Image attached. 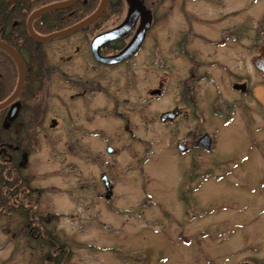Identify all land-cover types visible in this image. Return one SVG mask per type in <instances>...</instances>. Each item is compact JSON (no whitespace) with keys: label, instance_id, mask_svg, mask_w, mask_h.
<instances>
[{"label":"rangeland","instance_id":"374dc122","mask_svg":"<svg viewBox=\"0 0 264 264\" xmlns=\"http://www.w3.org/2000/svg\"><path fill=\"white\" fill-rule=\"evenodd\" d=\"M78 2L77 8L84 3ZM144 2L154 13L153 34L161 39L166 6L163 0ZM178 2L182 8L205 5ZM172 9L166 22H184L177 6ZM123 12L102 27H94L96 20L83 28L87 32L35 41L32 61L22 49L28 63L41 67L34 75H40L35 97H41L43 113L28 185L13 181L16 173L7 168L15 184L6 185V194L14 196L15 209H0V264H44L50 256L61 264H264V76L251 64L254 52L234 50L228 70L211 66L207 55L194 74L179 56L157 59L163 55L160 41L147 51L152 59L146 67L100 68L91 62L90 42L101 28L118 24ZM61 23L45 19L41 27ZM233 79L246 81L250 91L234 90ZM192 98L198 109L190 111L197 116L161 120L165 110L186 107ZM126 124L133 134L124 131ZM95 129L101 132H90ZM205 132L213 137L211 152L196 146ZM185 140L188 153L178 147ZM104 174L113 185L110 200L104 199ZM82 179L90 188L79 191ZM30 185L41 190V216L30 217L16 204L18 190L27 192ZM36 225L46 238L36 239ZM49 238L63 250L50 247Z\"/></svg>","mask_w":264,"mask_h":264},{"label":"flooded vegetation","instance_id":"af4514ba","mask_svg":"<svg viewBox=\"0 0 264 264\" xmlns=\"http://www.w3.org/2000/svg\"><path fill=\"white\" fill-rule=\"evenodd\" d=\"M81 1L82 0H80L78 4ZM178 1H184V0H163V4L166 7L163 18L164 23L162 22L163 35L161 39H159L157 35L153 34V30L155 29L154 13L151 10L153 15L152 24L150 28L146 30L144 39L142 40L140 46L131 56L115 63H107L104 60L102 59L100 60L94 56L90 42L89 47L91 49V55L94 57V59L92 58L91 61V59L89 58V60L95 63L96 65L100 66V68L102 67L109 69H117L119 67H125L127 69H131V68L136 69L139 64L141 66L146 67V64H148L149 60L152 59V56L147 55L148 54L147 51L149 49L153 50V48L158 46L161 41L162 44L161 50L163 52V55L157 56L156 58L161 59V61L164 58L166 61H168L171 58V56L173 57L179 56L178 58H182L183 61L187 62V64L189 65V67L191 68L194 74L196 69L200 70L202 64L207 62V55L210 58L209 64L211 66L215 68L217 66H220L221 68L228 70V68L230 67V65H228L229 58L232 56L234 50L238 51L240 49L244 53L245 52L249 53L250 51L254 52L251 57V64L253 68L257 72H259L258 74L264 76V72H262L255 64V60L259 56H261L262 53H264V6L258 5L261 1L264 0H252L250 5L242 8L238 3L239 2L247 3L248 0H226L227 2L226 4H222L220 0H200L205 2L203 9L197 7L186 8L185 6L182 8ZM187 1L188 0H186V2ZM233 3H236L237 5L232 6ZM255 4H257L258 7L257 5L254 7ZM174 5L177 6L176 11L179 12V15H181L183 19L185 18L184 22H181L179 25L176 26L168 24L165 20V18L168 17L169 12H173L171 10H173L172 8ZM76 6L77 4L73 5L72 7H76ZM127 7H128L127 2L125 0V8H124L126 9L125 17L127 15ZM181 8L183 13L180 12ZM72 12L66 13L64 14V16H69ZM240 14L243 15L240 16ZM233 16H234L233 21L226 22L231 20ZM124 18L118 24H115L109 28L106 29L101 28V33L115 28L124 20ZM189 20H192V22H190ZM143 23L144 20L142 18H139L133 29L127 35L105 43L100 50L101 56L106 57L110 55H115L123 51L127 47V45L131 42V40L141 30ZM19 24H21V22L15 21V24L12 26V28L14 29V33H16L15 29H17V25ZM104 24L105 22L101 20V27L104 26ZM64 28L65 27H62L56 30H61ZM173 28H176L177 31L174 32ZM243 30H245V32ZM80 31L87 32L84 29ZM239 32L241 33V35ZM16 35H19V33H16ZM19 52L23 56V59L26 64V76H27V68H29V70H35V71H37L35 67L41 68L40 64L37 66L35 65L34 67L33 66L27 67V64L29 62L27 56L25 55L23 50H20ZM209 54H214V57L217 56L220 57V60H212ZM163 63H165L164 60ZM56 70H58V68H56ZM39 78L40 75L38 72V77L34 75V80L30 90L27 93H23L25 88L24 85V88L21 91L20 95L13 102L9 103L4 109H2L4 111V117L2 120V126L4 128L3 129L4 132L2 131L3 139L0 142V151H2L6 155L7 161L5 162V164L10 165L9 167L11 168V170L15 171L16 176L19 178L20 185L26 183V181L27 182L30 181L29 177L26 175V170L28 165H30L31 163V154L33 149L35 148V150H37L39 148L36 146V143H38L36 136L40 131V123L42 120V113H43L41 97L40 99L35 97L39 94L40 91V89H37V85H36L40 81ZM231 81H233L232 86L234 90L241 91L243 94H246L250 91V88L246 81H242V80L237 81L234 79ZM16 85L14 89L11 91V93L5 98V100L9 98V96H11V94L14 92ZM90 88L91 87L89 85L85 87L86 90H89ZM85 92H86L85 90L78 92L77 95L80 93L84 94ZM151 93L159 94L161 93V89H152ZM195 109H198L197 102L196 99L192 98L191 103L186 104V107H184L183 105H178L176 106V108H169L165 110L162 113V114H166L165 115L166 118L163 122L165 123L175 122L181 119H189L193 116L195 117L198 114L191 113L190 111V110L194 111ZM10 113L13 114L11 119L9 118ZM57 122H58V117H53L51 124L52 127H57ZM94 131L101 132L100 129H95L92 131L90 130V132H94ZM124 131L129 135L130 132L132 134L134 133V131L130 129V126L128 124L124 126ZM90 132H88L87 135H89ZM204 134H209V133L205 132ZM202 136H200V138H198V140L195 141L196 146L198 148H203L207 152H211V150L213 149L212 148L213 137L210 135L212 145H211V149L207 150L200 143V139ZM189 144L190 141L185 140L182 145H184L187 149L185 151H181V150L180 151L182 153H188L192 149ZM109 149H112V147L110 146ZM25 179L27 180L25 181ZM102 179L106 187V193L104 194V199L110 200L111 198H113L112 196L113 185L106 174L102 175ZM79 187H80L79 191H83L88 187L90 188V185L87 183L86 179H82V181L79 183ZM11 190L12 189H10V191ZM37 190L38 188L34 186L32 187L30 185L29 190L27 192H24L28 194V196L22 193V191L20 190H18L20 194L15 196V200L24 201L25 209H22V211L25 212L26 215L29 214L30 217L31 216L37 217L38 215L41 216L40 214L41 190L40 189L39 191ZM32 191H34V193H32ZM99 193H100L99 197L101 198V189ZM8 194L7 195L9 199L14 197L13 195H11L12 193H8ZM27 202H30V204L26 205ZM32 205H33V210H32ZM4 213H9V212L5 210ZM38 228L39 226L36 225V233L37 231H39ZM34 229L35 228H32L31 231H34ZM43 237L46 238L44 232L39 231V233H37L36 239L38 238L40 239ZM47 241L50 247L57 248L60 246L58 244V241H55L52 238H49V240ZM59 248L60 250H63L61 246ZM66 255L67 256L64 259V262L67 263L69 251L66 252ZM44 264H61V263L58 262V258L56 259L50 256L49 260L45 261Z\"/></svg>","mask_w":264,"mask_h":264},{"label":"trees","instance_id":"16d2710c","mask_svg":"<svg viewBox=\"0 0 264 264\" xmlns=\"http://www.w3.org/2000/svg\"><path fill=\"white\" fill-rule=\"evenodd\" d=\"M56 1L61 0H0V39H3L8 43L14 45L19 51L22 49L27 50L30 53V60L32 61V59H35V55L37 54L34 48L39 45L30 37L26 29L27 18L36 7ZM80 3H83L81 7L78 6V8L72 7L69 9H63L52 12L51 14H47L44 17H40L34 22L35 29L40 33L46 34L51 33L56 29L67 27L75 22L77 23L97 8L99 0H82ZM124 8L125 0H110V3L102 16L94 23V27L101 25V20L105 21L108 20L111 16L122 15ZM69 12L72 13L69 16H64V14ZM45 19H50L51 21H60L62 23L57 27L42 28L41 26L43 25H41V21H44ZM15 21L21 22V24L17 25V29H15V32L19 33V35H16V33H14V29L12 28V26L15 24ZM35 65L36 62L33 61L31 63H28L27 67H34ZM16 79L17 69L12 57L8 55L6 51L0 48V102L5 100V98L14 89ZM33 80L34 70H29V68H27L26 84L23 93H27L30 90ZM3 117L4 111L0 110V142L3 139ZM6 161V155L2 151H0V209L3 208L5 210L12 211L13 209H15V205L13 206V204L10 202L11 200L6 194V185L11 181L9 170L7 172V168L9 167V165L5 164ZM12 178L14 179L13 181H17L19 179L17 176H15V178ZM13 181L11 182L15 184V182ZM22 185H28V183L26 182ZM15 193H17V191ZM32 193H34V191H32ZM24 194L28 196V194ZM16 204L20 207L21 210L25 209L23 200Z\"/></svg>","mask_w":264,"mask_h":264},{"label":"water","instance_id":"95a60500","mask_svg":"<svg viewBox=\"0 0 264 264\" xmlns=\"http://www.w3.org/2000/svg\"><path fill=\"white\" fill-rule=\"evenodd\" d=\"M78 1L79 0L57 1L34 10L27 20V30L33 40L41 44L81 30L98 20L106 10L108 3L110 2V0H101L98 8L93 13L70 27L57 30L45 35H42L35 30L33 23L37 18L54 11L70 8ZM126 2L128 7L127 15L124 20L115 28L102 33H98L91 41V48L94 56L100 60H104L107 63H115L131 56L140 46L142 40L144 39L146 30L150 28L153 21L152 11L145 5L144 0H126ZM139 18H142L144 20L142 28L127 45V47L123 51L115 55L106 57L101 56V47L109 41L127 35L133 29ZM0 48L6 51L14 59L18 68V81L16 88L11 96H9V98H7L5 101L0 102V110H2L9 103L13 102L23 90L26 81V65L21 53L7 41L0 39ZM255 64L262 72H264V53H262V55L255 60ZM165 115L166 114L161 115L162 121L165 120ZM12 116L13 114L10 113L9 118L11 119ZM200 143L203 147H205V149L210 150L212 145L211 136L209 134H204L200 139ZM179 149L181 151H185L187 148L184 145H179Z\"/></svg>","mask_w":264,"mask_h":264},{"label":"bare ground","instance_id":"6f19581e","mask_svg":"<svg viewBox=\"0 0 264 264\" xmlns=\"http://www.w3.org/2000/svg\"><path fill=\"white\" fill-rule=\"evenodd\" d=\"M94 38V37H93ZM3 40V39H2ZM5 41V40H4ZM12 45V44H11ZM12 46H14V45H12ZM15 47V46H14ZM16 48V47H15ZM17 49V48H16ZM18 50V49H17ZM19 51V50H18ZM179 145H182V144H179ZM179 145H178V147H179Z\"/></svg>","mask_w":264,"mask_h":264}]
</instances>
